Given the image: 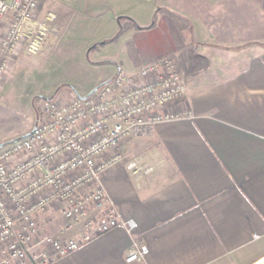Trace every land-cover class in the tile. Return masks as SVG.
<instances>
[{"label": "crops", "instance_id": "obj_1", "mask_svg": "<svg viewBox=\"0 0 264 264\" xmlns=\"http://www.w3.org/2000/svg\"><path fill=\"white\" fill-rule=\"evenodd\" d=\"M118 1L132 5L116 10L131 16L126 23L140 25L144 17L140 26L147 27L158 14L155 28L142 30L163 49L136 44L134 53L126 42L123 55L108 61L105 81L84 93L71 85L27 104L4 99L1 88L0 145L29 134L43 98L87 96L120 69L131 72L163 54L171 53L187 75L193 117L159 123L153 148L134 170L128 163L136 160L125 153L131 143H124L126 160L102 175L122 217L138 222V230L111 229L51 264L256 263L264 258V0ZM136 242L149 254L125 261Z\"/></svg>", "mask_w": 264, "mask_h": 264}, {"label": "built area", "instance_id": "obj_2", "mask_svg": "<svg viewBox=\"0 0 264 264\" xmlns=\"http://www.w3.org/2000/svg\"><path fill=\"white\" fill-rule=\"evenodd\" d=\"M45 0H0V82L19 52L36 55L50 37L53 12ZM187 103L185 110L170 109ZM193 117L187 75L173 56L116 76L87 96L71 92L43 98L38 120L25 136L0 145V264H51L117 227L130 233L139 223L123 218L101 178L126 160L122 146L147 138L161 122ZM137 161L128 163L135 169ZM55 208L56 216L40 221ZM63 218L70 237L45 230ZM150 252L135 243L127 262Z\"/></svg>", "mask_w": 264, "mask_h": 264}, {"label": "rangeland", "instance_id": "obj_3", "mask_svg": "<svg viewBox=\"0 0 264 264\" xmlns=\"http://www.w3.org/2000/svg\"><path fill=\"white\" fill-rule=\"evenodd\" d=\"M97 1H101V4L96 7ZM42 3L41 16L46 12H53L57 16L50 24V37L38 54L22 51L14 55L9 71L0 82L4 99L36 103L40 96L56 95L71 85L84 93L87 87L105 81L110 67L108 61H115L123 55L126 42L131 41L141 48L153 43L155 49H163L156 44L157 37L148 36L146 30L130 26L125 28L126 18L130 19L131 16L125 15L124 18L117 13L119 5L124 6L121 1L45 0ZM131 7L128 3L123 8ZM143 20L146 22L144 17ZM143 20H139L140 25H144ZM259 26V33H264V21H260ZM170 56L173 55L163 54L157 59ZM128 142L131 144L127 145L125 153L140 163L147 159L148 151L153 148L151 137ZM66 224L65 219L58 218L45 232L56 238L73 236L78 229L68 231Z\"/></svg>", "mask_w": 264, "mask_h": 264}, {"label": "trees", "instance_id": "obj_4", "mask_svg": "<svg viewBox=\"0 0 264 264\" xmlns=\"http://www.w3.org/2000/svg\"><path fill=\"white\" fill-rule=\"evenodd\" d=\"M175 20H178L177 19V16L174 14V13H169ZM157 16L158 14H155L154 18H153V21L151 23V25L147 26V27H141L140 25H138L136 22L134 21H130L129 23H124V26L125 28H128L129 26L130 27H135L139 30H142V29H154L155 26L157 25L156 24V21H157ZM130 47H131V50L134 52V53H137L136 49H135V45L131 42L130 43Z\"/></svg>", "mask_w": 264, "mask_h": 264}, {"label": "water", "instance_id": "obj_5", "mask_svg": "<svg viewBox=\"0 0 264 264\" xmlns=\"http://www.w3.org/2000/svg\"><path fill=\"white\" fill-rule=\"evenodd\" d=\"M254 264H264V258L258 260V261H257L256 263H254Z\"/></svg>", "mask_w": 264, "mask_h": 264}]
</instances>
